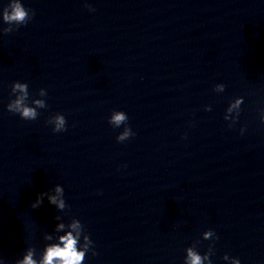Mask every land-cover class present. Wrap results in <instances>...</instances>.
<instances>
[{"label": "clouds", "instance_id": "clouds-1", "mask_svg": "<svg viewBox=\"0 0 264 264\" xmlns=\"http://www.w3.org/2000/svg\"><path fill=\"white\" fill-rule=\"evenodd\" d=\"M89 11H95L94 8H91L90 5L86 4ZM34 11L27 9L22 4L21 0H9V3L2 11V20L8 27L2 29V32L5 34L11 33L14 30L18 29L19 26L26 25L29 20L34 16ZM225 90L224 84H216L214 86V91L221 93ZM11 93L15 96V99L10 100L7 104V110L11 113L18 114L21 119L32 121L36 120L40 113L37 109H45L47 104L44 99H31V106L29 103V90L27 83H21L19 81L13 82L11 85ZM17 93H19L17 95ZM39 97H46V89L41 88L38 92ZM243 103V97L236 98L234 103L229 104L226 109L224 116L225 120H232L229 115L235 109L237 110V116L234 121L229 124V127L232 126L239 117L240 108ZM205 111H211V106H206ZM261 122L264 123V114L261 115ZM48 124L52 125V131L54 133L64 132L67 130L66 119L63 114L57 113L51 116L48 121ZM109 124L114 128H119L121 125H125L124 130L116 137L117 142H124L130 137L134 136L135 133L132 131L131 127L127 126L128 116L123 111L114 110L109 118ZM244 128H241V133L244 132ZM55 195H50L47 192L40 193L37 196V199L32 203V208H38L43 203L45 196L48 198V202L52 205H55L58 210H63L65 208L64 200V189L57 185L54 189ZM59 219V217H57ZM64 224L57 225V231L64 229ZM70 227L73 230H76V235H73L72 231L67 232L64 235L58 237V242L47 244L44 248L42 259L37 261L34 259L35 249H28L27 254L24 255L23 259L16 260L15 264H83L86 253L92 250L93 241L90 239L89 235L83 234L82 224L80 222H73ZM83 234V244L78 246L80 238ZM205 238L216 237V234L213 230L209 229L205 232ZM46 240L51 241L52 236H45ZM187 256L185 259V264H204V261L207 260L208 264H212L210 256L213 254V247L210 245L208 251L202 256L197 251L192 248L186 249ZM93 255L96 253L93 251ZM229 256L226 254L223 259L227 260ZM233 264H240V260L237 258L233 261Z\"/></svg>", "mask_w": 264, "mask_h": 264}]
</instances>
